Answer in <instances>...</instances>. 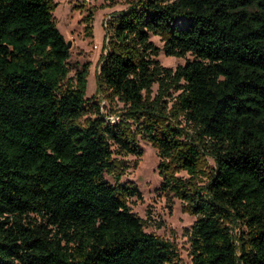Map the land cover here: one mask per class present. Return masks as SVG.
I'll return each mask as SVG.
<instances>
[{
  "label": "trees",
  "instance_id": "16d2710c",
  "mask_svg": "<svg viewBox=\"0 0 264 264\" xmlns=\"http://www.w3.org/2000/svg\"><path fill=\"white\" fill-rule=\"evenodd\" d=\"M124 5L87 98L53 0H0V264H175L121 182L140 139L159 190L196 217L191 264H264V0ZM160 52L192 59L171 70Z\"/></svg>",
  "mask_w": 264,
  "mask_h": 264
},
{
  "label": "rangeland",
  "instance_id": "374dc122",
  "mask_svg": "<svg viewBox=\"0 0 264 264\" xmlns=\"http://www.w3.org/2000/svg\"><path fill=\"white\" fill-rule=\"evenodd\" d=\"M56 9L53 17L57 27L66 42H70V58L68 60L69 77H73L84 64H90L87 77L86 97L91 98L96 91L95 76L99 71L98 58L104 39L103 23L110 13L125 8L124 0H116L115 6L108 8L104 0H53ZM93 14L91 34L86 29V16ZM180 27L184 22L179 23ZM151 40L158 46L162 43L158 38ZM192 56L184 58L166 57L163 52L157 57L161 66L175 70L182 66ZM156 91V86L153 87ZM142 150L140 157L127 156L124 158L128 165L122 183H133L140 191L141 197L129 200L132 212L145 221L144 230L173 243L179 259L175 264H191L190 242L188 231L196 221V217L184 211L181 201L167 196L159 190L162 183L157 166L159 158L156 150L148 143L139 140ZM181 175V174H180ZM106 179L113 182L106 176Z\"/></svg>",
  "mask_w": 264,
  "mask_h": 264
},
{
  "label": "water",
  "instance_id": "95a60500",
  "mask_svg": "<svg viewBox=\"0 0 264 264\" xmlns=\"http://www.w3.org/2000/svg\"><path fill=\"white\" fill-rule=\"evenodd\" d=\"M67 46H68V48H70V42H67Z\"/></svg>",
  "mask_w": 264,
  "mask_h": 264
}]
</instances>
